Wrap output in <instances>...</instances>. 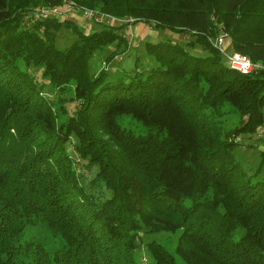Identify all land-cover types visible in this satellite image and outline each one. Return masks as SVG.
I'll list each match as a JSON object with an SVG mask.
<instances>
[{
	"label": "trees",
	"instance_id": "obj_1",
	"mask_svg": "<svg viewBox=\"0 0 264 264\" xmlns=\"http://www.w3.org/2000/svg\"><path fill=\"white\" fill-rule=\"evenodd\" d=\"M74 1L124 20L90 31L68 18L27 22L32 7L63 0H0V264H143L141 230L177 234L172 249L147 243L155 264H264V148L255 170L234 154L235 136L264 122V0ZM136 21L189 37L147 41L154 64L135 59L112 79L91 71L93 53L128 45ZM62 27L77 38L59 48ZM223 30L263 67L229 66L210 41ZM226 112L236 126L223 125ZM123 114L144 130L122 125ZM73 152L96 164L89 183L107 196L80 179ZM38 222L62 240L56 249L22 237Z\"/></svg>",
	"mask_w": 264,
	"mask_h": 264
},
{
	"label": "rangeland",
	"instance_id": "obj_2",
	"mask_svg": "<svg viewBox=\"0 0 264 264\" xmlns=\"http://www.w3.org/2000/svg\"><path fill=\"white\" fill-rule=\"evenodd\" d=\"M74 1V0H73ZM75 2V1H74ZM65 2L60 3V6L63 5ZM86 6H76V9L72 12L74 13L71 17L69 14L68 19H74L73 21L77 23L84 31H90L92 29L100 28L107 24L102 20L95 21L92 17L84 16L79 11V8H85ZM89 7H87L88 9ZM93 9V8H90ZM95 11V10H94ZM97 11V10H96ZM70 13V12H69ZM52 18V17H49ZM62 19L64 17H56ZM115 24L118 25L120 23L119 18L115 17ZM125 36L128 39V45L124 46L122 44H117L116 42L110 43L104 49L97 50L93 53L90 58V69L91 71L97 72L100 68H106L109 73V78L112 79L123 72H132L135 68V59L137 63L142 66H147L149 64H154V56L148 53L145 50V43L147 41H159V40H171L177 41L180 43H185L187 38L182 33L177 31H172L167 28H153L149 24L144 21H136L133 23L128 24L124 28ZM214 36L210 37V41L212 43ZM77 38L76 32H74L70 28L62 27L57 31L55 45L59 48H64L69 45L74 39ZM228 37L225 38V47L229 52H233L231 48V42L229 43ZM213 45V44H212ZM113 50H117L118 54L115 55L111 60H107L106 57L109 53ZM121 51V53H119ZM194 51V50H192ZM223 56V59L226 57L222 50H219ZM239 52V51H238ZM227 53V52H226ZM229 54V53H227ZM246 54V53H245ZM248 55V54H246ZM249 56V55H248ZM105 61V62H103ZM259 62V61H256ZM261 63V62H260ZM262 64V63H261ZM263 65V64H262ZM30 71L36 72L37 70L40 72L41 67L38 66H31ZM39 80L44 83V88L47 94L57 99V94L50 91V83L47 79L40 77ZM61 96L64 97L62 102L64 105L69 109H73L74 102L69 100L68 93L61 92ZM246 118V115L243 116V119ZM118 120L121 122L122 125L126 127H131L137 131H143L144 126L142 123L129 114H123L118 117ZM221 121L225 127H232L236 126L238 123V116L233 112H226L223 116H221ZM235 140L238 142V145L234 149V154L236 158L242 162V164H246L252 170H255L258 161L260 160L259 152L261 149L264 148V122L260 125L259 129L256 132L251 134H247L246 132H241L235 136ZM75 138H72V143L69 148H72L74 145ZM75 158V168L77 173L80 176V179L84 182L86 186L90 188V190L94 191L95 193H102L104 196H107L109 191L105 188L104 184H91L89 183L90 178L93 176L94 171L96 170V164H89L87 161L82 160L80 157L77 156L75 152L72 155ZM264 169V168H263ZM264 171V170H263ZM263 173V172H262ZM87 182V183H86ZM243 228L241 226L237 227L236 233L240 234ZM23 238H33V239H40L44 241L47 247L51 250L56 249L62 240L53 235L51 229L46 225L44 222H38L35 224H29L22 235ZM176 233H167L164 231L159 232H152L148 233L143 230L140 231V238L137 240L138 244L135 250L136 259L141 260L143 264H155L152 256L147 247V243L154 239L156 241H162L166 245H168L169 249H172L176 243ZM177 261L182 263V258L178 257Z\"/></svg>",
	"mask_w": 264,
	"mask_h": 264
},
{
	"label": "built area",
	"instance_id": "obj_3",
	"mask_svg": "<svg viewBox=\"0 0 264 264\" xmlns=\"http://www.w3.org/2000/svg\"><path fill=\"white\" fill-rule=\"evenodd\" d=\"M63 2L65 3L61 6L60 4L59 5H36L32 7L28 12L25 13L24 18L27 22H30V21H34V20H38L42 18H49V17L67 18L69 14H71V17H72L74 14L72 12L76 9V6H79V5L73 0H63ZM96 10L97 9H90V8L87 9V7L79 8V11L81 12L82 15L92 17L95 21L105 20L104 22H107L111 18H115L113 16L111 17L109 13L102 12L99 10L96 11ZM125 19L127 20L130 18H125ZM119 20H124V19L119 18ZM226 37H227V32L223 30L213 37L212 44L218 50H222V52H224L226 56L224 60L229 66L243 73L252 72V71H255L263 67V65L260 62L253 61L245 53L238 52V51L229 52L227 48L225 47ZM226 52L229 54H227Z\"/></svg>",
	"mask_w": 264,
	"mask_h": 264
},
{
	"label": "crops",
	"instance_id": "obj_4",
	"mask_svg": "<svg viewBox=\"0 0 264 264\" xmlns=\"http://www.w3.org/2000/svg\"><path fill=\"white\" fill-rule=\"evenodd\" d=\"M228 42L230 43V41L228 40Z\"/></svg>",
	"mask_w": 264,
	"mask_h": 264
}]
</instances>
